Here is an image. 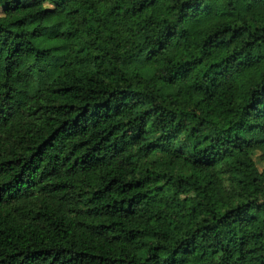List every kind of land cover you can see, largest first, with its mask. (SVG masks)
<instances>
[{
  "label": "trees",
  "instance_id": "obj_1",
  "mask_svg": "<svg viewBox=\"0 0 264 264\" xmlns=\"http://www.w3.org/2000/svg\"><path fill=\"white\" fill-rule=\"evenodd\" d=\"M196 256L264 264V0H0V264Z\"/></svg>",
  "mask_w": 264,
  "mask_h": 264
},
{
  "label": "rangeland",
  "instance_id": "obj_2",
  "mask_svg": "<svg viewBox=\"0 0 264 264\" xmlns=\"http://www.w3.org/2000/svg\"><path fill=\"white\" fill-rule=\"evenodd\" d=\"M53 18L55 20H53ZM48 20H50V23L48 22ZM46 25L48 26L46 30V35H52L64 29L74 28L73 22L67 20L61 12H58L52 16H48L46 18ZM38 43H40L43 47H49L53 49L51 68L49 69V71H47L46 73L35 72L36 81H47L52 78L53 72L58 70L59 65L64 61H66V48L64 47L66 45V42L59 40H47L46 42L39 41ZM70 64L72 67L81 70H89L95 68V65L92 63H88V64L70 63ZM154 200L155 199H153V201ZM157 207L160 210L161 207L159 205H157ZM187 264H203V260L202 258H200V256H196L195 258L191 259Z\"/></svg>",
  "mask_w": 264,
  "mask_h": 264
}]
</instances>
